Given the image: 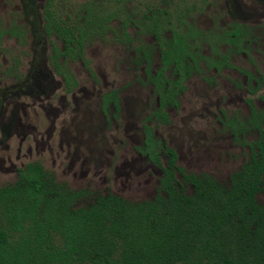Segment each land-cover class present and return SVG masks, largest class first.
<instances>
[{
	"label": "rangeland",
	"instance_id": "1",
	"mask_svg": "<svg viewBox=\"0 0 264 264\" xmlns=\"http://www.w3.org/2000/svg\"><path fill=\"white\" fill-rule=\"evenodd\" d=\"M96 1L53 0L52 9L58 22L80 27L83 7ZM48 4L0 0V188L37 162L57 182L90 194L80 207L107 194L151 201L160 172L141 155L144 125L175 153L178 169L219 184H227L249 160V146L264 139V0H121L127 38L114 21L104 39L84 49L90 70L80 60L67 61L70 92L56 70L64 59L52 60V48L61 54L63 45L43 31ZM145 14L155 15L159 28L137 30ZM236 27L239 37L229 43L226 35ZM174 34L188 39L194 61L187 59L191 74L178 107L167 100L164 117L156 118V36L170 42ZM221 61L217 71L214 63ZM111 93L115 100L104 107Z\"/></svg>",
	"mask_w": 264,
	"mask_h": 264
},
{
	"label": "trees",
	"instance_id": "2",
	"mask_svg": "<svg viewBox=\"0 0 264 264\" xmlns=\"http://www.w3.org/2000/svg\"><path fill=\"white\" fill-rule=\"evenodd\" d=\"M48 2L43 31L63 45L61 54L52 48V60L57 65L60 56L64 59L56 70L70 92L66 62L80 60L90 70L85 47L104 39L117 20L127 38L128 23L121 19V0L87 3L80 27L58 22L53 0ZM143 18L154 22L147 14ZM232 34L234 39L226 36L229 43L237 39V32ZM156 38L160 67L151 82L159 98L158 118L164 117L167 100L178 107L176 98L191 74L187 59L194 60L183 34H174L170 42ZM222 64L214 63V68L220 70ZM168 70L175 81L166 80ZM115 97H104V107ZM143 136L141 155L160 172L151 201L131 203L107 194L80 207L90 194L57 182L40 163L18 170L16 181L0 188V264H264V201H258L264 197V139L259 136L249 146V160L227 184H219L178 169L175 153L147 125Z\"/></svg>",
	"mask_w": 264,
	"mask_h": 264
},
{
	"label": "flooded vegetation",
	"instance_id": "3",
	"mask_svg": "<svg viewBox=\"0 0 264 264\" xmlns=\"http://www.w3.org/2000/svg\"><path fill=\"white\" fill-rule=\"evenodd\" d=\"M147 17H149L150 19H153L154 22H153V23H148L147 21H144V18H143L142 21L138 22V25H140V27L148 26V25H150V24H151V25H154V24H155V25H158V23H157V19L155 18V15H152V16H151V15H147ZM137 30H139V29H137ZM237 30H238V28L236 27V28H235V32H237ZM233 32H234V31H233ZM226 36H227V35H226ZM238 37H239V32H237V39H238ZM230 38H231V39H234L235 37H234V35L232 34V35H230ZM223 39H225V36H223ZM237 39H236V40H237ZM236 40H233V42H231V43H234ZM160 57H161V53H160ZM223 67L227 68L228 66L224 65ZM215 70H216V69H215ZM220 70H221V68H220ZM157 71H158V70H157ZM157 71H156V72H157ZM217 71H218V70H217ZM167 73H169V74H170V77L174 78L173 81H175V78H176V77L171 76V71L168 70V71L166 72V74H167ZM166 74H165V75H166ZM155 75H156V73H155ZM189 77H190V76H188L187 80L189 79ZM187 80H185V81L182 83V85H184V83H186ZM152 85H153V83H152Z\"/></svg>",
	"mask_w": 264,
	"mask_h": 264
}]
</instances>
